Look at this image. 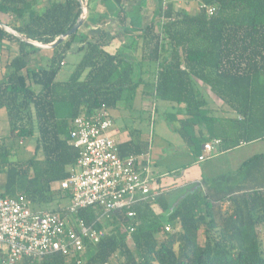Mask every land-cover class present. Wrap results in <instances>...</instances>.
<instances>
[{
  "label": "trees",
  "instance_id": "16d2710c",
  "mask_svg": "<svg viewBox=\"0 0 264 264\" xmlns=\"http://www.w3.org/2000/svg\"><path fill=\"white\" fill-rule=\"evenodd\" d=\"M115 1L122 5V0ZM197 1L213 4L217 11L212 16L204 10L193 15L174 9L171 2L157 0L158 16L144 28H137L140 34L129 47L116 52L105 49L108 35L104 30L86 36L80 48L84 50L81 60L62 83L56 78L66 55L79 39V30L52 49L48 67H33L27 60L32 51L26 47L33 51L41 49L0 27V55L5 39L21 45L19 55L7 65V72L0 79V109H6L11 133L19 143L35 138V153L26 160L29 166L38 160L40 149L44 152L43 163L38 160L42 163L43 187L29 184L28 191L21 194L33 203L52 201L49 183L65 179L66 167L75 164L78 157V150L69 141L70 120L96 112L103 105L111 112L119 102L135 98L141 86H147L155 100L185 107L187 118L180 120L178 131L192 147L196 126H205L207 130L213 126L214 130L215 125L221 124L218 134L211 137H228L223 124L227 120L210 115L208 100L196 80L207 84L232 108L237 116L232 126L239 131L240 138L248 142L264 138V0ZM36 2L0 0V14L16 15L18 23L4 22L1 15L0 21L31 39L50 43L69 30L82 13L79 0H52L42 11L35 9ZM120 12V22L125 25L127 16L122 6ZM138 40H142L140 60L135 57L134 48ZM143 63L156 66L155 80L148 85L142 78ZM9 157V150L0 147V172L14 171L0 196L10 194L8 189L19 176ZM260 166L264 168V153L247 159L231 177L238 179L241 173L250 174ZM233 189L219 201L204 189H189L173 207L161 202V194L155 202L168 212L167 222L149 226L146 221H139L130 237L126 210L81 209L75 218L106 232L98 243L88 242L84 264H109L115 254L122 256L125 264H264L258 236V226L264 224V187ZM219 202L229 203V211L219 208L215 212ZM133 209L140 220L149 215L150 204H137ZM172 223H178V229L165 231L166 224ZM218 226H222L220 235L213 240L210 232ZM202 229L204 244L199 241ZM130 239L134 248L130 247ZM73 262V258L56 253L41 262L25 258L22 264Z\"/></svg>",
  "mask_w": 264,
  "mask_h": 264
},
{
  "label": "built area",
  "instance_id": "2783aa9c",
  "mask_svg": "<svg viewBox=\"0 0 264 264\" xmlns=\"http://www.w3.org/2000/svg\"><path fill=\"white\" fill-rule=\"evenodd\" d=\"M198 7L207 16L217 11L215 5L205 2H199ZM69 125V141L78 150V157L61 181V189L69 192L70 204L63 215L33 210L23 194L0 196V264H22L25 258L41 262L56 253L73 258V264H84L88 242L98 243L106 232L79 218L73 223L68 216L90 207L105 212L126 210L130 237L140 223L134 206L155 201L162 189L149 153L120 155L114 120L105 105L89 115L74 117ZM221 142L214 138L204 143L198 160L213 157ZM171 230L172 225L166 224L165 231Z\"/></svg>",
  "mask_w": 264,
  "mask_h": 264
},
{
  "label": "crops",
  "instance_id": "0c3cea01",
  "mask_svg": "<svg viewBox=\"0 0 264 264\" xmlns=\"http://www.w3.org/2000/svg\"><path fill=\"white\" fill-rule=\"evenodd\" d=\"M165 2H171V0H165ZM193 2L196 5L194 7H191L194 5ZM87 4L88 5H87L86 19L83 28L80 29V32L84 33L86 36L91 37L97 34L98 32H100L101 30H104L108 35L104 47L109 52H116L122 47H129L132 43V39L138 34H140V31L138 29L142 27L144 28L153 19H155V17L158 16L157 0H122L121 6L124 9L125 15L127 16L125 25H123L120 22V17L123 14H121L120 12L121 6L118 5V3L115 0H89ZM180 5H181L180 8L179 7L177 8L173 5L174 9H182L193 15L199 13L197 0H185V2H183V4ZM189 8H192V10L189 11L190 10ZM83 39L79 38L69 52H77V49H75V47L78 46L80 47L81 45H84ZM20 48L21 45L18 41L5 39L3 42V49L0 55V64L3 62L4 53H9L10 51L13 52V56L11 57V59H9L7 63L8 65L15 57L19 55ZM134 48H136L135 57L138 60H140L142 56V40L136 41ZM26 49L33 51L27 47ZM41 50L52 51V49H41ZM83 53L84 52L81 51L79 52V59L75 63L76 65L81 60ZM52 55H53V51L51 53V57ZM65 60L66 58L64 59V64H66ZM50 63H51V58L46 65H43V67H48ZM142 65H143L142 78L147 83L146 85H148V82H153L155 80L156 66L154 64H149V63H143ZM152 71L154 72L152 73ZM147 91H148L147 86H141L138 93H140V95L145 97L153 96L151 93H148ZM158 101H161L163 104L161 102L155 103L153 107H151L152 112L155 113L156 111L160 110L161 112L166 114L167 120L175 121V126H173V130H175L176 132L175 133L176 137L172 136V138H169V135L165 134L166 132L165 128L160 127V132H161L160 136L163 138L162 139L158 138V141H155L153 137L152 140L147 141L146 138L142 136V132L140 130L134 128L130 130L127 127L122 128L121 130L118 129V127H116L115 125V119L113 118L114 137L119 147V153L122 157H125L126 155L129 154L149 153V157L151 161V159L153 158L152 152L155 148V144L156 147L159 146L162 148L159 154V158L157 160L155 159L156 161H158L154 163L155 166L160 164L159 162L163 163L165 160L168 159L169 156H176L182 154V158H183L182 160H184V162L181 164L178 163L172 167H166L167 170L165 171H161V170L157 171V169L161 168V166H156L155 168H153L154 175L157 177V181L159 182L162 188L160 193L157 194L156 197L163 194V199L161 202L164 201V203H166L170 207L172 203L171 201L175 195L180 193L181 194L180 199H181L183 198L184 193L186 191H188L189 189L199 188L200 185L202 186L201 189L207 191L216 201H219V199H221L223 196L228 194L231 190H234L233 189L234 184H236L237 188L235 187L236 188L235 190H237L239 186L242 185V183L239 181V179H236V176L235 177H231V176L239 171L242 164L247 159H249L250 157L256 154L264 153V151L254 153L249 157L238 156L236 158V163H235L236 165H234L235 167L233 170L227 172L224 171V172L213 173L212 175H209L208 178H205L204 175L205 172H207V168L204 165L208 159L206 161L201 162L198 160V157L203 151L204 143L212 141L214 138H217L216 135L215 137H211V135L213 133L218 134L219 129L221 130L222 128L221 124H218L217 126L215 125L214 130H213V126H210L209 130H207L205 126H201V127L196 126L194 131L196 139H195L194 147H192L187 143V141L178 131V128L180 127V120H185L187 118L185 114V107L183 105H177L170 101H165V100H158ZM207 108L210 109V115L224 118L227 120L223 124L225 125L226 135L228 137H224V138L221 136L218 137V138H222V142L217 148L218 151H216V154L212 158L218 157L219 155L222 154L225 155L229 154V156L233 157L231 153H233L237 147H243L250 143L246 139L240 138L239 131L234 129L232 126L233 119L237 117L236 114L234 113L233 110L232 111L230 110V112H226L225 115L222 117V115L219 116V114H217L216 111H214V109L209 105V103L207 105ZM5 112H6L5 108L0 109V129L1 127H5L6 125L10 127L9 117L8 114H4ZM173 139H176V141L179 142L180 144L177 143L178 146L177 150L171 152L169 150H171L173 147L170 144L175 143L173 142ZM260 140H264V138L257 139L254 141H260ZM159 141H161L162 143L161 144L158 143ZM242 142H248V143L243 145L241 144ZM40 154L41 153L38 152L37 159L42 161L43 163L44 156H40ZM70 168L71 165H68L65 169L68 172V175L70 172ZM256 172H258V168H255L252 171V174ZM205 179H207L208 185L205 184ZM62 180L51 181L48 185L49 191L53 194L52 201L33 203L30 200L33 210L61 212V210H57V209L67 208L69 206L70 194L61 189ZM6 185H7V181L5 185L2 188H0V192L6 190ZM62 191L65 193H62ZM18 194L19 193L16 192V193L7 194V196H14ZM155 201L149 200L148 202L144 203V204H150L149 213L152 212L153 210H163L162 206L157 204ZM218 204L222 205L223 203L219 202ZM43 206H46L47 208H42ZM215 208L219 210L218 205ZM45 209H49V210H45ZM217 209H215V212ZM199 241H200V237H199Z\"/></svg>",
  "mask_w": 264,
  "mask_h": 264
},
{
  "label": "rangeland",
  "instance_id": "374dc122",
  "mask_svg": "<svg viewBox=\"0 0 264 264\" xmlns=\"http://www.w3.org/2000/svg\"><path fill=\"white\" fill-rule=\"evenodd\" d=\"M52 0H37L35 4V9L38 11L44 10L51 2ZM61 1V0H57ZM89 0H83L82 2V7L85 8V11L81 13V15L85 16L87 15V2ZM173 5L175 7L180 8V4H183L185 0H171ZM194 7L196 4L193 2ZM82 8V10H83ZM199 8V7H198ZM191 11L192 8H189ZM1 17L4 19V22L9 21V22H16L18 23V19L16 15H11V14H0ZM80 15V16H81ZM159 21V20H157ZM85 23V20H84ZM79 28V37L83 39L86 35L84 33L80 32V29L83 28V25ZM84 34V35H83ZM38 41V40H36ZM42 42V41H39ZM44 43V42H43ZM82 45L79 47H75L77 49V52H69L66 55V64H64L56 78L57 82H64L67 81L73 72V70L76 67V62L79 59V52H84V50H80ZM31 50H33L32 47H29ZM36 49V47H35ZM9 52V51H8ZM51 53L52 51H42V50H36L32 51L27 56L28 62L33 65V67L37 66H43L46 65L50 58H51ZM13 56V52L9 53H4L3 56V62L0 64V77L2 78L7 72V63L9 59ZM154 71H152L153 73ZM24 74H26V71H23ZM29 81V80H28ZM198 88L203 92L204 96L208 100L209 105L216 111L219 116L222 115V117L225 115L226 112L232 111V109L223 101H221L210 89V87L202 82L201 80H196ZM161 101L155 100L153 96H142L140 93L135 96L132 100H123L117 104L115 108L111 109V114L113 118L115 119V125L118 127V129H122L127 127L128 129H137L142 132V136L146 138L147 141L152 140L154 137L155 141H158V138H163L160 136V127H164L166 132L165 134L169 135V138H172V136L176 137V132L173 130V126H175V121L174 120H167L166 119V114L161 112L160 110L156 111L155 113L152 112L151 107L155 103H158ZM162 103V102H161ZM163 104V103H162ZM147 108V109H146ZM7 114V111L4 113ZM170 134H169V133ZM163 134V133H162ZM175 134V135H173ZM173 144H170L173 148L169 151L173 152L177 150L178 146L177 143L180 144L179 142L176 141V139H173ZM158 143H162L159 141ZM36 146V140L35 138H30L26 139L22 144L18 142V139L16 138L15 135H12L11 133V128L9 126L1 127L0 129V147H4L7 150H9V160L11 164L14 166L15 172L19 175L15 179V183L13 186H10L8 189V193H16L18 192L19 194L25 193L29 189V184L31 185L30 187H37L38 189H41L43 187L42 185V163L35 161L31 166H29L28 163H26V160L31 158L34 155V150ZM161 147L157 146L155 144V148L152 152V169L155 168L156 166H161V168H158L157 171H165L167 170L166 167H172L176 164H181L184 162L182 160V154L176 155V156H169L167 160H165L163 163L159 162L160 164L154 165V163L158 162L156 161L159 158V154L161 151ZM264 151V140L260 141H253L247 144L246 146L243 147H237L233 153H231V156L229 154L225 155H219L218 157L214 158H208L207 162L205 163V167L207 168V172H205V178H208L209 175H212L213 173H218V172H224V171H230L234 169V165H236V158L238 156L242 157H249L250 155H253L254 153ZM41 153L40 156H44V152L42 149L39 150ZM181 156V157H180ZM156 159V160H155ZM155 160V161H154ZM162 164V165H161ZM14 173H7L6 170H3L0 172V188H2L10 174V176H13L12 174ZM29 177H31V180H27ZM239 181L242 183L240 185L241 188H254V187H264V168L260 166L258 168V172L256 173H241L239 175ZM12 181V179H11ZM205 184L208 185L207 179H205ZM262 184V185H260ZM257 185V186H254ZM202 186L200 185L199 188ZM237 188L236 184H234L233 188ZM203 190V189H202ZM62 193H65L62 191ZM181 194H177L173 197L171 206H174L175 203L180 199ZM219 206V208L222 210V212H227L229 211L230 204L229 203H223L222 205L216 204ZM42 208H47L46 206H43ZM217 209V208H215ZM49 210V209H45ZM51 210V209H50ZM218 210V209H217ZM216 210V211H217ZM61 212H63L61 210ZM65 213V212H63ZM167 216L168 212L163 211V210H153L152 212L149 213V215H146L144 218H140V221L147 222L149 226L154 225L158 226L160 224H164L167 222ZM69 220L73 223L76 222V218L74 216H68ZM216 220L220 219V216L218 213H216ZM179 224L178 223H172V230L178 229ZM222 226H218L214 229L211 230L210 232V237L211 239L215 240L216 238L219 237L220 232H221ZM107 230V229H106ZM258 236H259V241L261 243L262 249L264 251V224H260L258 226ZM130 247L134 248V244L132 240L130 239ZM206 238L204 231H200V242L203 244L205 243ZM69 261V260H68ZM109 264H125L124 258L120 256L119 254H115Z\"/></svg>",
  "mask_w": 264,
  "mask_h": 264
},
{
  "label": "water",
  "instance_id": "95a60500",
  "mask_svg": "<svg viewBox=\"0 0 264 264\" xmlns=\"http://www.w3.org/2000/svg\"><path fill=\"white\" fill-rule=\"evenodd\" d=\"M79 1L82 4L83 0H79ZM83 11H85V8H83L82 12ZM84 20H85V16L81 15L79 17V19L77 20V22H75L69 30H67L65 33L61 34L56 40H54L53 42H50V43H43V42H39V41H36L34 39H31V38L27 37L26 35L20 33L18 30H16L12 26H10L7 23H4L2 21H0V27L2 29H4L6 32H8L9 34L18 38L19 40L25 42L26 44H30V45L38 48V49H53V48L57 47L59 44H61L65 40L66 37L77 32L79 30V28L82 26V24L84 23Z\"/></svg>",
  "mask_w": 264,
  "mask_h": 264
}]
</instances>
